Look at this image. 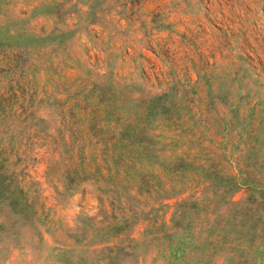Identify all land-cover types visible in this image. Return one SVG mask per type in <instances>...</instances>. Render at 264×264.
I'll return each mask as SVG.
<instances>
[{
    "label": "rangeland",
    "instance_id": "rangeland-1",
    "mask_svg": "<svg viewBox=\"0 0 264 264\" xmlns=\"http://www.w3.org/2000/svg\"><path fill=\"white\" fill-rule=\"evenodd\" d=\"M38 1H9L6 22L57 46L66 77L43 126L73 123L70 101L95 83L114 124L168 145L150 166L199 178L136 202L116 237L97 185L56 191L37 156L44 210L3 194L0 264H264V0H44L52 13L32 15Z\"/></svg>",
    "mask_w": 264,
    "mask_h": 264
},
{
    "label": "trees",
    "instance_id": "trees-1",
    "mask_svg": "<svg viewBox=\"0 0 264 264\" xmlns=\"http://www.w3.org/2000/svg\"><path fill=\"white\" fill-rule=\"evenodd\" d=\"M9 1L0 0V201L4 193L13 194L18 198L11 204L16 213L44 210L42 188L38 190V181L27 172L32 161L38 162L37 156L46 165V179L56 191L73 193L84 183H95L111 208L103 214L104 222L114 225L123 224L120 221L128 218L136 202L144 203L145 198L160 201L152 197H166L196 182V172L185 178L179 176L180 170L170 175L161 164L150 166L149 159L168 145L139 139L135 126L114 124L112 119L119 116L116 98L106 99L95 83L83 82L86 94L70 101L74 103L69 112L73 123L43 126L44 116L51 114L48 108L55 107L56 84L66 74H60L62 61L54 55L56 44L39 49L25 44L46 42L48 35L29 33L25 18L6 22ZM52 3L38 1L32 15L48 16ZM51 16L65 22L57 13ZM106 103L112 109L109 113ZM19 203L24 209L17 210ZM126 229L123 224L110 233L120 237Z\"/></svg>",
    "mask_w": 264,
    "mask_h": 264
}]
</instances>
